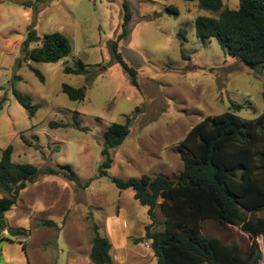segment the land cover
Masks as SVG:
<instances>
[{
  "label": "rangeland",
  "instance_id": "rangeland-1",
  "mask_svg": "<svg viewBox=\"0 0 264 264\" xmlns=\"http://www.w3.org/2000/svg\"><path fill=\"white\" fill-rule=\"evenodd\" d=\"M127 1L133 18L119 51L137 72V86L111 49L121 32L122 0H0V159L12 146L15 163L40 169L68 165L82 185L90 184L79 188L63 176L30 184L5 216L0 264H94L95 224L112 244L113 264H157L145 242L136 244L152 223L147 208L134 199L132 189L119 191L110 177L128 180L146 174L177 180L186 153L180 143L194 126L206 117L233 112L232 103L243 105L234 112L241 119L264 114V67L244 64L225 53L217 40L196 36V17L217 18L219 13L186 0ZM223 3L239 7V0ZM31 28L40 38L64 36L72 55L58 63L23 61ZM80 62L86 65L85 74L64 73ZM65 84L86 87L84 101L70 100L62 91ZM15 90L39 106L33 118L15 99ZM127 118L132 119L130 135L112 151L109 177L100 178L104 133ZM53 122L67 127L51 128ZM48 220L57 227L40 226ZM165 228L166 218L157 208L151 232L161 234ZM10 229L26 233L13 237ZM201 235L224 244L237 242L245 260L252 256V263L261 256L258 264H264V236L252 250L254 240L240 227L214 220L203 222Z\"/></svg>",
  "mask_w": 264,
  "mask_h": 264
},
{
  "label": "trees",
  "instance_id": "trees-1",
  "mask_svg": "<svg viewBox=\"0 0 264 264\" xmlns=\"http://www.w3.org/2000/svg\"><path fill=\"white\" fill-rule=\"evenodd\" d=\"M198 3L203 10L219 13V17L198 16L195 19L196 36L200 39H215L228 55L247 65L264 67V0H239L237 9L225 8L223 0H186ZM176 15L178 10L170 8ZM123 21L121 32L111 44L117 61L132 77L137 86V72L128 67L119 51V43L127 38L133 13L127 0H122ZM181 30L179 37L186 38ZM31 44H35L29 50ZM23 61L38 63H58L72 55V45L64 36L54 33L37 36L31 28L23 43ZM185 57L184 53L182 54ZM21 64V61H19ZM76 68L66 67L67 75L80 76L86 73V65L77 63ZM35 75L44 82L42 74L33 69ZM86 87L74 88L63 85L62 91L72 101H84ZM17 102L33 118L38 105L29 96L14 91ZM233 112L228 111L215 117H206L194 126L180 145L186 150L181 160L183 170L177 180L163 175L151 179L144 174L140 178L122 180L110 177L119 191L132 189L134 199L147 208L152 221L146 227L144 238L136 244L148 245L157 264H258L252 256L243 258L237 242L224 244L217 238L201 235L202 224L214 220L223 225L240 227L253 241V249L258 247L257 238L264 236V114L251 120L241 119L234 112L243 105L232 103ZM1 109V105H0ZM78 113L75 114L76 127ZM131 118L125 123H114L104 133L101 150L102 164L99 177H109L114 160L112 151L120 147L130 135ZM51 128H66V124L51 123ZM13 147H7L0 159V234L4 219L17 204L21 193L41 177L63 176L79 188H88L89 182L82 185L73 175L70 166L59 169L37 168L31 164L13 162ZM160 199L162 200L159 203ZM160 208L166 218V228L161 234H153L155 210ZM41 227H57L53 221H42ZM94 237L90 260L94 264H113L110 240L100 233L99 226H93ZM14 236H21L25 230H9ZM6 239V238H3ZM26 250V245L23 246Z\"/></svg>",
  "mask_w": 264,
  "mask_h": 264
},
{
  "label": "water",
  "instance_id": "water-1",
  "mask_svg": "<svg viewBox=\"0 0 264 264\" xmlns=\"http://www.w3.org/2000/svg\"><path fill=\"white\" fill-rule=\"evenodd\" d=\"M31 5H32L31 2H28V3L25 4L26 7H30Z\"/></svg>",
  "mask_w": 264,
  "mask_h": 264
},
{
  "label": "crops",
  "instance_id": "crops-1",
  "mask_svg": "<svg viewBox=\"0 0 264 264\" xmlns=\"http://www.w3.org/2000/svg\"><path fill=\"white\" fill-rule=\"evenodd\" d=\"M112 250H113V247H112ZM112 250H111V251H112Z\"/></svg>",
  "mask_w": 264,
  "mask_h": 264
},
{
  "label": "built area",
  "instance_id": "built-area-1",
  "mask_svg": "<svg viewBox=\"0 0 264 264\" xmlns=\"http://www.w3.org/2000/svg\"><path fill=\"white\" fill-rule=\"evenodd\" d=\"M148 247V245H146Z\"/></svg>",
  "mask_w": 264,
  "mask_h": 264
}]
</instances>
